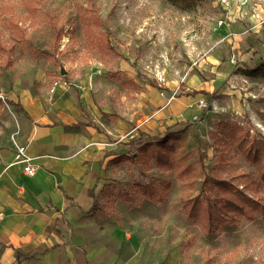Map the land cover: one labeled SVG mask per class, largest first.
<instances>
[{"label": "rangeland", "instance_id": "obj_1", "mask_svg": "<svg viewBox=\"0 0 264 264\" xmlns=\"http://www.w3.org/2000/svg\"><path fill=\"white\" fill-rule=\"evenodd\" d=\"M2 2L26 30L15 39L0 15L7 83L35 88L48 49L50 75L91 77L99 106L129 118L102 183L134 246L115 238L112 250L142 264H264V0H41L34 25L23 0ZM2 91L0 149H16L23 125Z\"/></svg>", "mask_w": 264, "mask_h": 264}, {"label": "crops", "instance_id": "obj_2", "mask_svg": "<svg viewBox=\"0 0 264 264\" xmlns=\"http://www.w3.org/2000/svg\"><path fill=\"white\" fill-rule=\"evenodd\" d=\"M36 63L35 88L34 81L7 83L0 75L1 93L17 108L20 138L36 166L27 174L15 162L16 149H0V264H142L134 251L122 259L112 250L115 238L133 247V237L103 206L113 192L102 183L104 172L116 168L110 163L121 154L129 118L99 106L89 76L67 80L50 102V86L68 70L60 66L55 77L57 65L47 57ZM103 111L110 112L108 123Z\"/></svg>", "mask_w": 264, "mask_h": 264}, {"label": "trees", "instance_id": "obj_3", "mask_svg": "<svg viewBox=\"0 0 264 264\" xmlns=\"http://www.w3.org/2000/svg\"><path fill=\"white\" fill-rule=\"evenodd\" d=\"M40 1L41 0H23V5L25 6L27 14L30 17V24L31 25H34L37 22L36 18H37V14L39 12ZM16 8H17V6L15 4L2 2L0 4V15L3 17L4 24L9 29V31L11 32V35L17 40H22L25 37L26 30H25V27L22 26V24L20 23V21L17 18ZM86 15L88 18L94 19V21L96 20V22L98 24L102 23V21L100 20L99 17L94 18V16H92L91 14H88V13H86ZM60 36H61V34H59V37ZM0 50H2L4 52L7 50L6 46L3 44L1 39H0ZM42 53H44V56L47 58L51 57V59L55 58L57 60L56 56L54 54H52L50 52V50H48V49H43ZM10 103H11V101H10ZM141 138H142V136H140L138 138H134L133 140L131 139L130 141L132 142V144H134L133 141L141 142L142 141ZM158 141H157V143H158ZM158 145H159V143H158ZM113 161L114 162L120 161V157L119 156L115 157ZM208 217H211V218L213 217L211 207L208 208ZM21 257L22 256H20V254H18L17 258L21 259Z\"/></svg>", "mask_w": 264, "mask_h": 264}, {"label": "built area", "instance_id": "obj_4", "mask_svg": "<svg viewBox=\"0 0 264 264\" xmlns=\"http://www.w3.org/2000/svg\"><path fill=\"white\" fill-rule=\"evenodd\" d=\"M70 85V82L67 80H64L62 77L56 78L52 85L49 88V95L48 99L50 102H53L55 100V94L58 90L59 86L68 87ZM201 105H205L204 100H201ZM16 143V153H15V162L22 163L24 166V170L27 174H34L36 172V166L32 162V156L28 152L27 145L23 143H18L15 140Z\"/></svg>", "mask_w": 264, "mask_h": 264}, {"label": "water", "instance_id": "obj_5", "mask_svg": "<svg viewBox=\"0 0 264 264\" xmlns=\"http://www.w3.org/2000/svg\"><path fill=\"white\" fill-rule=\"evenodd\" d=\"M65 70H63V72H64Z\"/></svg>", "mask_w": 264, "mask_h": 264}]
</instances>
